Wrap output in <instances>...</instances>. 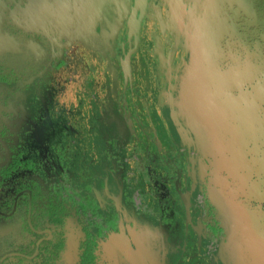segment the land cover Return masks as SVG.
Here are the masks:
<instances>
[{"label": "flooded vegetation", "instance_id": "1", "mask_svg": "<svg viewBox=\"0 0 264 264\" xmlns=\"http://www.w3.org/2000/svg\"><path fill=\"white\" fill-rule=\"evenodd\" d=\"M98 1L94 12L89 0H0L6 45L0 51V264H176L181 256L179 264H190L196 253L203 264H223L206 239L223 231L217 209L196 203L211 201L206 189L217 196L220 149L210 147L200 121L191 123L190 112L182 115L178 105L180 71L211 0L200 6L183 0L180 16L172 0H162L166 31L148 0L131 40L139 0ZM234 1L242 5L235 6L232 24L259 30L264 0ZM23 13L37 14L39 24L27 23ZM160 30L168 38L164 34V59L155 53L151 81L145 68H136L135 56ZM148 126L156 154L174 171L169 183L156 180L163 199L156 208L141 200L132 177L139 127ZM187 128L197 139L191 146L183 139ZM209 152L215 166L207 188L203 158Z\"/></svg>", "mask_w": 264, "mask_h": 264}, {"label": "rangeland", "instance_id": "2", "mask_svg": "<svg viewBox=\"0 0 264 264\" xmlns=\"http://www.w3.org/2000/svg\"><path fill=\"white\" fill-rule=\"evenodd\" d=\"M199 2L201 0L195 2L196 5ZM251 2L253 4L254 0ZM152 5L155 16L162 20L163 31H166L162 0H153ZM182 5L183 0L171 1V9L177 16V13L179 16L182 13ZM236 5L241 7L242 4H236L234 0H211L207 5L205 16L200 18L202 22L192 33L191 50L180 71L182 77L178 105L182 115L184 111L190 112L191 123L197 125L200 121L210 147L219 146L220 149L218 174L221 180L217 186L222 190L223 201L221 197V201H215L207 189L206 194L211 201H196L197 206L201 204L205 210L210 209V205L216 208L214 212L221 220L223 231L220 235L210 231L206 238L211 252L217 250L223 264H264V14L259 20L260 29L246 32L240 30L238 24H232ZM96 10L94 8V12ZM23 16L27 23L35 25L40 22L37 14L23 13ZM239 17L243 18L242 14ZM41 22L53 26L49 23L52 22L50 19ZM173 22L178 28V17L173 16ZM163 33L168 38V33ZM153 34L152 37L151 31L152 41L146 42L135 56L136 68L139 72L145 68L151 75V81L153 76L155 80L157 77L156 72H152V64L154 66L156 54L163 57L165 45L161 30ZM181 39L182 45L184 38ZM153 116L162 138L166 140L167 129L161 117L156 111H153ZM152 133L149 126L139 127L140 138L135 147L137 156L132 165V177L141 200L145 203L150 201L156 208V203L161 204L163 201L162 195L155 190L156 180L169 183L174 171L168 158L156 154ZM146 144L150 147L144 152ZM203 159L206 169L202 181L208 188L214 184L212 170L215 164L211 152ZM148 164L154 165L155 170L150 172ZM176 197L173 193L172 198L181 221L184 213ZM228 198L235 200L237 209L242 211L245 219L240 225H234L233 216L230 217L228 210L222 207L221 203ZM130 208L132 214L137 213V207ZM192 236L193 233L187 235L191 247ZM202 256L196 253L190 264H203V259H206ZM182 258L179 257L176 264Z\"/></svg>", "mask_w": 264, "mask_h": 264}, {"label": "bare ground", "instance_id": "3", "mask_svg": "<svg viewBox=\"0 0 264 264\" xmlns=\"http://www.w3.org/2000/svg\"><path fill=\"white\" fill-rule=\"evenodd\" d=\"M90 1V5L92 6V7H94V8H96L98 5H99V3L101 2V1H98V0H89ZM147 3H148V0H139V3H138V8H137V10H136V15H135V17L131 20V27H130V30H129V36H130V40L132 39V36L133 35H137L138 33V30H139V27H140V23H141V17H140V15H138V12L139 11H142V13H144V11H145V9H146V6H147ZM86 9V8H85ZM140 14H141V12H140ZM170 19V18H169ZM152 20V19H151ZM196 26V25H195ZM171 32V31H170ZM191 33H192V30H187L186 31V46L188 47V45H189V40H190V35H191ZM196 40V39H195ZM171 54V53H170ZM195 56V55H194ZM129 57V56H128ZM193 57V56H192ZM192 59V58H191ZM125 60V59H124ZM126 63H128L127 61H125ZM124 65H126V64H124ZM129 67V64H127L126 66H125V68L126 67ZM171 67V66H170ZM169 67V68H170ZM130 68V67H129ZM126 69H128V68H126ZM171 69V68H170ZM193 69V68H192ZM126 71H128V70H126ZM195 71V70H194ZM129 72H130V69H129ZM129 72H127V73H129ZM187 72V71H186ZM131 73V72H130ZM189 73V72H188ZM187 75V74H186ZM166 78H167V75L165 76ZM195 77V76H194ZM116 80V79H115ZM195 80V79H194ZM117 81V80H116ZM165 81V80H164ZM196 83V82H195ZM194 85V84H193ZM174 86V85H173ZM169 89V88H168ZM162 91V90H161ZM187 94V93H186ZM188 95V94H187ZM163 97V96H162ZM168 98V97H167ZM169 99V98H168ZM159 106V105H158ZM159 109V108H158ZM185 131V136L183 137V139L185 140V142H186V144H188V146H191V143L192 142H196L197 143V139L193 136V135H191V130L190 129H185L184 130ZM203 139V138H202ZM206 143V142H205ZM196 161H195V158H191V160H190V166H192L194 169L192 170V175H195V177H196V168H195V166H196ZM191 171V170H190ZM191 175V176H192ZM217 178H218V181L219 180H221V176L220 175H218L217 176ZM240 185V184H239ZM243 187V186H242ZM220 191H222L221 189L219 190V191H216L217 193H216V195L220 198L221 197V199H222V196H221V193H220ZM184 194V193H183ZM187 196V195H186ZM217 196H215V197H217ZM214 197V198H215ZM185 199V198H184ZM216 199V198H215ZM222 201H223V199H222ZM225 201H229V202H226L225 203ZM222 204V207L224 208H226L227 210H228V213L231 215L230 217H232V222H233V224L234 225H240L239 223H241L245 218H243V215H242V211L241 210H238L237 209V207H238V204H237V202H235V200L233 201V199L232 198H228V199H226V200H224V203H221ZM197 227V226H196ZM201 228H202V225H201ZM200 229V228H199ZM199 229H198V232H200L199 231ZM158 230V229H157ZM156 230V231H157ZM160 236V235H159ZM264 237V236H263ZM133 238V237H132ZM135 239V238H134ZM159 241V240H158ZM216 253V252H215ZM218 253V252H217ZM216 253V254H217ZM218 256H219V254H218ZM157 263V262H156Z\"/></svg>", "mask_w": 264, "mask_h": 264}, {"label": "water", "instance_id": "4", "mask_svg": "<svg viewBox=\"0 0 264 264\" xmlns=\"http://www.w3.org/2000/svg\"><path fill=\"white\" fill-rule=\"evenodd\" d=\"M4 40H5V37L1 34V32H0V51L3 49V48H6V45L4 44L5 42H4Z\"/></svg>", "mask_w": 264, "mask_h": 264}]
</instances>
